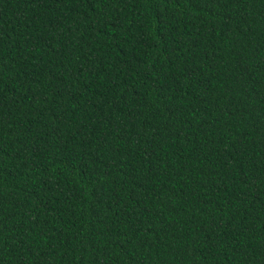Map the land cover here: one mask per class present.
Wrapping results in <instances>:
<instances>
[{"label":"trees","instance_id":"16d2710c","mask_svg":"<svg viewBox=\"0 0 264 264\" xmlns=\"http://www.w3.org/2000/svg\"><path fill=\"white\" fill-rule=\"evenodd\" d=\"M0 264H264V0H0Z\"/></svg>","mask_w":264,"mask_h":264}]
</instances>
